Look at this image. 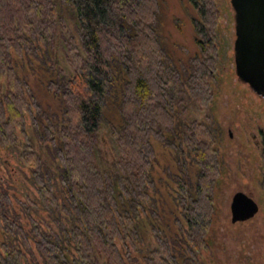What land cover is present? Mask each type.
<instances>
[{
  "label": "trees",
  "instance_id": "obj_1",
  "mask_svg": "<svg viewBox=\"0 0 264 264\" xmlns=\"http://www.w3.org/2000/svg\"><path fill=\"white\" fill-rule=\"evenodd\" d=\"M189 1L198 14L199 52L184 85L160 40L159 0H0V162L3 151L22 150L29 180L53 218L42 217L46 228L31 218L25 230L6 214L11 201L0 193V226L18 234L1 245L0 264H138L132 251L145 264H179L164 233L147 248L135 243L137 213L150 199L154 142L170 133L179 136V152L186 143L201 166L196 184L186 176L177 183L186 252L195 257L206 246L222 165L218 141L209 120L182 128L191 140L179 121L189 98L208 109L214 96L223 13L217 0ZM38 43L48 45L45 87L60 103L57 121L41 126L51 162L33 146L26 122L30 115L35 124L39 110L27 77ZM59 59L68 68L62 79ZM109 100L118 101L121 114L110 164L100 147ZM255 179L264 199V151Z\"/></svg>",
  "mask_w": 264,
  "mask_h": 264
},
{
  "label": "rangeland",
  "instance_id": "obj_2",
  "mask_svg": "<svg viewBox=\"0 0 264 264\" xmlns=\"http://www.w3.org/2000/svg\"><path fill=\"white\" fill-rule=\"evenodd\" d=\"M159 2L160 40L172 63L179 68L182 83L185 85L184 74L190 71L192 59L199 52L194 30V20L198 14L189 0H159ZM217 2L223 13L220 19L222 52L213 79L215 88L213 131L219 143L222 165L216 183L215 212L207 244L196 253L195 257L186 252L182 231L186 228L184 212L179 202L175 200L179 191L177 183L181 177L186 176L196 184L199 172L188 167L189 162H194L192 159L194 155L179 156V145H181L179 136L173 137L171 133L167 140L154 142L156 160L147 183L150 199L143 206L144 212L140 210L137 213L140 216L136 218L135 243L140 249L147 248L154 243L161 232L169 239L179 264H189L192 259V264H264V199L255 179L259 167V152L251 137L256 126L264 131V108L249 87L240 82L236 76L234 59L236 23L231 0H217ZM34 50L36 54L32 58V64L28 65L27 77L39 110L35 111V124L32 122V116L26 117L27 131L37 152L51 162L52 157L47 148L50 141L41 126L45 128L49 122L54 124L57 121L60 115V103L45 87L46 79L51 74L48 70L51 67L48 45L38 43ZM58 54L62 56L61 52ZM58 66L61 69L58 68L57 73L62 79L68 68L62 59L58 60ZM184 85L183 91L186 89ZM249 107L258 108L254 113H247L246 109ZM186 108L187 113L181 116L183 119L179 121L181 123L179 130L183 132L185 130L182 128L190 124L187 119L191 113L198 119H205L204 117L210 115V107L199 108L191 98ZM207 117L205 120L209 119L210 122V118ZM120 118L118 101L109 100L101 129L104 138L101 149L105 151L108 163L117 152L114 131L120 125ZM185 134L189 137L186 131ZM181 150L183 152V149ZM20 153L2 152L0 193H6L11 201L8 202L9 212L7 211L6 214L25 230H30L32 227L31 218L46 228L42 217L47 218L51 223L53 218L42 206L39 188L29 180L30 174L24 165L21 149ZM239 191L253 197L261 210L252 220L233 224L232 197ZM61 196L64 200L66 195ZM15 236H18L16 232L13 236L5 226H0V249L3 243L14 241ZM139 252L132 251L133 256L138 259V264H145Z\"/></svg>",
  "mask_w": 264,
  "mask_h": 264
},
{
  "label": "water",
  "instance_id": "obj_3",
  "mask_svg": "<svg viewBox=\"0 0 264 264\" xmlns=\"http://www.w3.org/2000/svg\"><path fill=\"white\" fill-rule=\"evenodd\" d=\"M235 11V72L238 80L264 97V0H231ZM260 211L258 202L239 191L231 203L233 224L252 220Z\"/></svg>",
  "mask_w": 264,
  "mask_h": 264
},
{
  "label": "flooded vegetation",
  "instance_id": "obj_4",
  "mask_svg": "<svg viewBox=\"0 0 264 264\" xmlns=\"http://www.w3.org/2000/svg\"><path fill=\"white\" fill-rule=\"evenodd\" d=\"M222 52V51H221ZM235 59V58H234ZM213 75V74H212ZM244 84V83H243ZM246 85V84H245ZM247 87H249L248 85H246ZM249 90L253 93V95H255V98L257 99V101L259 102V103H261V105H262V107L264 108V97H261V96H259V95H257L250 87H249ZM210 115H209V118H210V123H211V129H212V134H213V97H212V100H211V102H210ZM258 107H254V108H247L246 109V112L247 113H251V112H255L256 111V109H257ZM207 117V116H206ZM206 117H204L205 119H206ZM208 118V117H207ZM194 119H198L197 117L196 118H194V115H193V113H191L190 115H189V122H190V124L194 121ZM199 120H201V119H199ZM207 120H209V119H207ZM189 124V125H190ZM103 136V135H102ZM213 136V135H212ZM230 137H232V133L230 132ZM252 141H253V143H254V146H255V148L258 150V152H259V162H260V159L262 158V152L264 151V131L261 129V127H259V126H256L255 127V129H254V131H253V134H252ZM187 139H192V137H188V138H186V140ZM104 143V138H103V142H102V144ZM101 144V145H102ZM117 144V143H116ZM213 146V145H212ZM217 146H218V148H219V143L217 142ZM101 147V146H100ZM183 152H179V156H184L185 157V155H189L190 154V151H189V147L186 145V143H184V145H183ZM103 150V149H102ZM104 151V150H103ZM104 154H105V151H104ZM105 158H106V155H105ZM114 158H115V155H114V157L112 158V160H114ZM194 159H195V161L197 160V155H194ZM112 160H110L109 161V164H110V162H112ZM188 161V160H187ZM258 162V163H259ZM188 167L189 168H191V169H193V170H196L197 172H199V170L201 169L200 167V164H198L197 163V161L196 162H193V163H188ZM237 193V192H236ZM233 198V197H232ZM260 210H261V208H260ZM260 212V211H259ZM257 216V215H256ZM255 216V217H256ZM254 217V218H255ZM245 223V222H244Z\"/></svg>",
  "mask_w": 264,
  "mask_h": 264
}]
</instances>
